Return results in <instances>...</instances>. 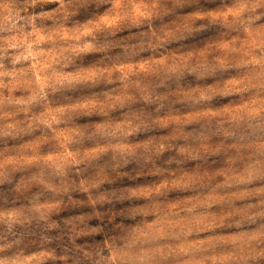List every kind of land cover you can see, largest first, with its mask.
<instances>
[{
	"label": "rangeland",
	"instance_id": "374dc122",
	"mask_svg": "<svg viewBox=\"0 0 264 264\" xmlns=\"http://www.w3.org/2000/svg\"><path fill=\"white\" fill-rule=\"evenodd\" d=\"M0 264H264V0H0Z\"/></svg>",
	"mask_w": 264,
	"mask_h": 264
}]
</instances>
